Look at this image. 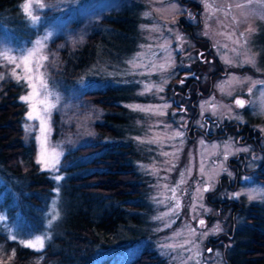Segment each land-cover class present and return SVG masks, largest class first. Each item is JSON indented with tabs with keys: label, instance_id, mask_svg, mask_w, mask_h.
I'll list each match as a JSON object with an SVG mask.
<instances>
[{
	"label": "rangeland",
	"instance_id": "374dc122",
	"mask_svg": "<svg viewBox=\"0 0 264 264\" xmlns=\"http://www.w3.org/2000/svg\"><path fill=\"white\" fill-rule=\"evenodd\" d=\"M192 1L195 3L23 0L21 19L12 22L0 15V97L11 79L25 83L26 90L20 99L31 96V85H36L42 95L28 101L22 99L27 103L23 120L25 140L34 142L36 161L42 154L48 161L47 166L39 163L41 168L54 179L62 177L55 179L52 196L44 206L43 231L34 232L27 227L22 209H17L10 223L6 211H0V223L9 225L11 239L15 236L14 240L25 246L21 241L44 236L43 248L33 249L45 248L60 214L62 181L66 176L62 169L69 164L68 151L101 139L97 123L104 120L107 111L86 92L107 85H132L138 98L121 103L138 113L136 121L141 126L130 134L134 155L127 158L144 183L140 196L129 200L139 206V215L135 213L139 224L130 223L121 234L122 242L99 247L87 264H126L144 249L155 250L163 257V264H229L224 248L228 240L223 235L231 228V207L214 205L212 199L264 203V179L257 178L255 171L243 173L240 167L229 163L244 151L249 159L247 168L257 167L261 154H254L251 146L240 143L236 132L207 139L202 135L195 137L192 129L208 126L209 131L216 132L224 122H246L252 116L264 118V8L258 7L264 6V0ZM25 3L31 6L28 11L40 17L38 22L31 21L23 7ZM237 4L244 7L238 8ZM127 9L129 12H124L121 20L130 32H112L110 43L104 46L110 60L94 62L74 82L57 76L63 50L82 49L88 36L96 31L107 34L110 29L105 21L119 17L118 13ZM190 27L198 39L189 35ZM202 47L212 51L205 57L206 68H201L202 79L213 75L210 86L202 84L197 89L209 92L196 101V109L177 112L172 99L175 93L168 86L180 69H191L200 61L198 50ZM208 55L220 62H210ZM41 75L48 85L47 98L56 105L49 113L39 104L45 98L40 87ZM238 96L245 99L243 107L236 104ZM33 103L44 120L43 126L40 120L28 119ZM253 126L263 134L260 141L264 143V122L257 121ZM53 152L61 154L55 169L51 167ZM220 184L223 186L218 190ZM250 193L254 198H249ZM3 194L0 189V199ZM13 197L18 208L22 202L26 207L33 205L18 193ZM135 210L127 208L125 214L135 216ZM15 247L0 241V258L8 250L14 254Z\"/></svg>",
	"mask_w": 264,
	"mask_h": 264
},
{
	"label": "trees",
	"instance_id": "16d2710c",
	"mask_svg": "<svg viewBox=\"0 0 264 264\" xmlns=\"http://www.w3.org/2000/svg\"><path fill=\"white\" fill-rule=\"evenodd\" d=\"M22 1L0 0V15L12 22L21 19L24 17ZM187 3L195 2L188 0ZM124 12L129 10L105 21L110 29L107 34L96 31L88 36L82 49L63 50L57 76L65 82H74L94 62L110 60L104 53V46L110 43L112 32H130V27L127 29L126 22L121 20ZM188 29L193 33L191 27ZM25 90V83L11 79L0 97V189L4 190L0 211H6L10 223L17 209L24 210L27 227L40 232L44 229L43 209L52 196L55 179L37 163L34 142L25 140L23 120L27 103L19 98ZM86 94L100 102L107 111L104 120L97 123L101 139L68 151L66 157L70 161L62 169L66 172L62 181L63 200L60 214L51 228L52 237L43 250H35L11 239L9 225L1 222L0 241L16 247L14 254L8 250L0 258V264H47L49 261L51 264H87L93 260L99 247L122 242L121 234L130 223L139 224V206L129 200L140 196L144 183L139 181V173L127 158L134 155L130 134L141 126L136 121L138 113L121 103L138 97L132 85H107L92 88ZM236 185L237 181L233 186ZM222 186L220 184L218 190ZM14 193L30 200L33 205L26 207L22 202L18 208L12 202ZM212 200L214 205L231 207V228L223 235L228 240L224 248L229 264H264V203ZM127 208L136 209L133 213L137 214L129 217L125 214ZM163 260L155 250L144 249L126 264H163Z\"/></svg>",
	"mask_w": 264,
	"mask_h": 264
},
{
	"label": "flooded vegetation",
	"instance_id": "af4514ba",
	"mask_svg": "<svg viewBox=\"0 0 264 264\" xmlns=\"http://www.w3.org/2000/svg\"><path fill=\"white\" fill-rule=\"evenodd\" d=\"M189 35L192 36V38L194 39V36L196 34L189 32ZM208 53L209 54L212 53L211 48L209 47L200 48L198 50V56L200 58V61L196 65H193L192 67L189 66V68L191 67V69H187L186 67L180 69L179 73L176 74L173 80L170 82L172 83V85L168 86V88H171V90H173V92L175 93L172 99H173V107L177 112L180 113L188 112L189 109L192 107L196 109V101H198L199 98L208 94L209 92L208 90L204 91L203 89H197L202 87L201 86L202 84H204V86L206 85L210 86L212 83L213 73L209 74L208 78L203 80L201 75L202 72H200L202 67L206 68L207 66V63H204V61ZM208 60L210 62L215 60L217 64L220 62V60L217 57H214L212 55H208ZM204 70L205 69H203V71ZM238 97H236V99ZM243 101H245L244 98ZM257 121L259 122L263 120L252 116V118L250 117V119L246 122H241V123L224 122L220 125L221 130L216 132L209 131L208 126H206L204 129L200 128L199 126H193L192 131L195 137L202 135L207 139H214L217 137L228 136L230 132L232 133L236 132L237 140L242 144L251 146L252 147L251 152L254 151V154H256V152L260 153L261 160L260 163L257 165V167L253 166L251 168H247L249 161L248 155L244 151H241L234 158H231L229 160L230 165L235 168L240 167V169L243 170L241 171L243 173H250L255 171L257 178L264 179V143H261L260 141L263 134L256 127L253 126V123ZM252 157L254 156L252 155ZM237 171L239 172V170Z\"/></svg>",
	"mask_w": 264,
	"mask_h": 264
},
{
	"label": "snow or ice",
	"instance_id": "6c2138e0",
	"mask_svg": "<svg viewBox=\"0 0 264 264\" xmlns=\"http://www.w3.org/2000/svg\"><path fill=\"white\" fill-rule=\"evenodd\" d=\"M37 6L40 7V8H43L42 4H38ZM23 7L26 10L27 15L29 16V18L31 19V21L33 23H36V22H38L40 20V17L38 15H33L31 11H28V9L31 7L28 3H25V5ZM236 7H238V8L239 7H244V5L237 4ZM258 7L264 8V6H258ZM262 18H264V17H262ZM37 43H39V41ZM28 55L31 56L32 53L29 52ZM43 59L46 60L47 57H44ZM25 63L27 64V58H25ZM37 67L39 68V66H37ZM26 70L29 71V72L32 71L31 68H27ZM13 75H15V72L13 73ZM21 78L22 77H17V79H21ZM28 79H31V77H28ZM40 81H41L40 87L44 90L43 95L45 96V98L40 100L39 104L43 106V111L45 113H49V110L52 109V108H55L56 105L54 103H51L50 100L47 98L48 95H49L48 91H47L48 90V85H47L46 82H44V79H43L42 75L40 76ZM31 86L33 88V92L31 94V96L22 97V99L25 100V101L31 100L34 97H39V96L42 95V93L40 91L36 90V85L35 84H32ZM236 104L241 106V107H243L244 106V101L243 100H236ZM28 119L40 120L41 126H43L44 120L40 117L39 113L37 112V104L36 103H33L31 105V110L28 113ZM177 135H181V133H177ZM59 155H61V154L60 153H56V152L52 153L51 167L53 169H55L56 166L59 164ZM37 163L45 164V166L48 165V161L43 158V154H42V158L39 159L37 161ZM61 178L62 177H60V176H56L55 177L56 180H60ZM205 191H207V189H205ZM262 191H264V190H262ZM249 198L250 199L254 198V196L250 193L249 194ZM176 207L179 208V203L178 202H177ZM200 224L203 225L204 221L201 220ZM12 238L15 239L16 237L13 236ZM44 241H45V237L44 236H35L34 238L30 237L27 240L21 241V242L24 243L25 246H27V247H31V248H37L38 247L39 249H42L43 246H44ZM166 247L174 248L175 246L174 245H168Z\"/></svg>",
	"mask_w": 264,
	"mask_h": 264
},
{
	"label": "water",
	"instance_id": "95a60500",
	"mask_svg": "<svg viewBox=\"0 0 264 264\" xmlns=\"http://www.w3.org/2000/svg\"><path fill=\"white\" fill-rule=\"evenodd\" d=\"M191 74H193V73H191ZM236 100H243V98L242 97H238Z\"/></svg>",
	"mask_w": 264,
	"mask_h": 264
}]
</instances>
